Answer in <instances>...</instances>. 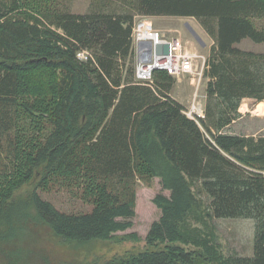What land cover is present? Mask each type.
Returning <instances> with one entry per match:
<instances>
[{
  "label": "trees",
  "instance_id": "trees-1",
  "mask_svg": "<svg viewBox=\"0 0 264 264\" xmlns=\"http://www.w3.org/2000/svg\"><path fill=\"white\" fill-rule=\"evenodd\" d=\"M43 2L0 0V241L27 220L64 241L112 240L134 224L138 180L159 178L169 194L153 200L148 247L95 264H264V135L226 130L244 98L264 100V53L237 46L264 42V0H132L122 13ZM137 15L193 17L214 40L204 119L184 113L167 70L136 79ZM56 185L92 209L38 191ZM220 218L255 220L253 255L224 250Z\"/></svg>",
  "mask_w": 264,
  "mask_h": 264
},
{
  "label": "rangeland",
  "instance_id": "rangeland-1",
  "mask_svg": "<svg viewBox=\"0 0 264 264\" xmlns=\"http://www.w3.org/2000/svg\"><path fill=\"white\" fill-rule=\"evenodd\" d=\"M43 1L40 0L44 4L48 3ZM57 2L61 8L74 13H88L95 10L122 13L130 11L132 4V0H57ZM144 18L149 23L151 22L155 29L166 31L168 37L178 38L181 36L189 48L210 56L214 40L206 33L197 19L178 16H159L154 19L151 16L137 15L135 25L137 26V23ZM258 26H264V21L258 22ZM190 28L196 31L205 45L196 38ZM237 46L244 50L264 53V42L256 43L246 38ZM206 87L207 84L201 89V94L206 93ZM192 92L193 87L190 85L189 79L183 78L181 81H176L171 95L187 105L192 97ZM239 112L241 115L226 128L228 132L254 136L264 135V100L258 101L255 98L246 97L239 107ZM32 188L33 186H27L21 192L25 195ZM38 191L60 210L79 212L92 209L91 204L84 202L77 193L65 187L56 185L49 191L40 189ZM160 192L169 194V191L163 190L159 178H154L150 183L138 180L134 224L125 231L117 232L112 240L64 241L44 223L27 220L16 231L19 235L17 240L12 243L8 240L0 241V262H4L14 247L24 248L21 264H95L114 256L139 252L148 247L146 242L148 230L152 222L160 216V210L153 201ZM215 222L223 248L227 253L253 255L254 219L220 218L215 219ZM131 233L136 234L138 238L125 237Z\"/></svg>",
  "mask_w": 264,
  "mask_h": 264
},
{
  "label": "built area",
  "instance_id": "built-area-1",
  "mask_svg": "<svg viewBox=\"0 0 264 264\" xmlns=\"http://www.w3.org/2000/svg\"><path fill=\"white\" fill-rule=\"evenodd\" d=\"M134 48L136 52V79L141 83L151 84L154 71L165 69L181 81L188 78L193 87L192 97L184 109V113L199 122L206 117V94H201V89L210 78L206 75L210 65L209 56L193 50L186 45L181 36L170 38L166 31L155 29L152 23L142 19L133 30ZM149 43H151L149 45ZM157 43H168V54H156ZM90 53L81 50L78 56L87 59Z\"/></svg>",
  "mask_w": 264,
  "mask_h": 264
},
{
  "label": "water",
  "instance_id": "water-1",
  "mask_svg": "<svg viewBox=\"0 0 264 264\" xmlns=\"http://www.w3.org/2000/svg\"><path fill=\"white\" fill-rule=\"evenodd\" d=\"M191 29V28H190ZM193 34L196 36V38L203 44L205 45V43L203 42V40L201 39V37L196 33V31L194 29H191ZM151 43H149L150 45ZM155 52L156 54L160 55V54H168L170 52V45L168 43L163 44V43H157L155 45Z\"/></svg>",
  "mask_w": 264,
  "mask_h": 264
},
{
  "label": "crops",
  "instance_id": "crops-1",
  "mask_svg": "<svg viewBox=\"0 0 264 264\" xmlns=\"http://www.w3.org/2000/svg\"><path fill=\"white\" fill-rule=\"evenodd\" d=\"M152 18H154V19H156V18H159V16H151ZM181 103H183L184 104V102L183 101H181V100H179ZM235 121V120H234Z\"/></svg>",
  "mask_w": 264,
  "mask_h": 264
},
{
  "label": "bare ground",
  "instance_id": "bare-ground-1",
  "mask_svg": "<svg viewBox=\"0 0 264 264\" xmlns=\"http://www.w3.org/2000/svg\"><path fill=\"white\" fill-rule=\"evenodd\" d=\"M31 152V151H30Z\"/></svg>",
  "mask_w": 264,
  "mask_h": 264
}]
</instances>
